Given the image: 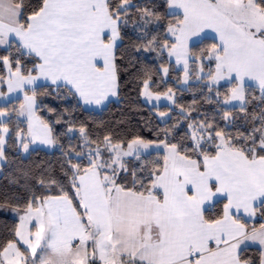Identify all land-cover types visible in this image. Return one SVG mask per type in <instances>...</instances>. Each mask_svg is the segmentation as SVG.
<instances>
[{
    "label": "snow or ice",
    "instance_id": "snow-or-ice-1",
    "mask_svg": "<svg viewBox=\"0 0 264 264\" xmlns=\"http://www.w3.org/2000/svg\"><path fill=\"white\" fill-rule=\"evenodd\" d=\"M168 3L183 17L169 24L172 40L166 35L160 52L167 50L177 65L183 63L185 82L190 61H200L209 91L222 80L229 83L225 104L240 101L243 110L249 81L264 98V0ZM26 7L24 0H0V48L9 50L0 57V88L24 95L17 115L26 118L27 131L16 133L24 152L30 144L56 142L53 128L36 114L38 88L67 89L85 105L118 94L115 52L132 5L130 0H41L25 15ZM143 16L154 13L145 8ZM206 30L215 33V42L197 55L193 48L209 38ZM156 43L153 37L145 51L155 50ZM205 59L210 62L206 73ZM149 87L145 80L142 94L151 100ZM165 95L173 99L171 89ZM9 98L0 92V99ZM8 115L0 108V117ZM229 116L223 113L225 120ZM257 119L259 126L236 136L207 120L189 123L190 146L162 141L163 167L142 176L133 170L131 187L117 182L120 172L128 171L124 157L139 159L152 142L136 138L125 149L105 136L104 148L89 150L86 165L72 163L69 154L67 183L38 181L41 187L55 186L58 194L33 192L24 208L16 209L23 214L13 238L0 245V264H256L242 256L249 241L259 245V264H264V223L247 230L248 219L257 212L264 216V111ZM79 131L85 133L83 127ZM8 132L0 120V160ZM75 159L84 157L76 153ZM219 196L227 200L222 216L206 218L205 205Z\"/></svg>",
    "mask_w": 264,
    "mask_h": 264
},
{
    "label": "trees",
    "instance_id": "trees-1",
    "mask_svg": "<svg viewBox=\"0 0 264 264\" xmlns=\"http://www.w3.org/2000/svg\"><path fill=\"white\" fill-rule=\"evenodd\" d=\"M115 2L118 0H114ZM24 3L27 15L40 5L41 0H24ZM130 3L132 7L128 9V23L121 26L120 42L115 52L119 83L115 100L103 109H86L78 96L69 94L67 89H37V112L53 128L55 149L49 151L35 148L23 154L16 137L19 129H23L25 133L27 131V122L17 115L22 98L0 104V108L9 110L5 120L9 128L4 148L5 159L0 162L1 204L23 209L33 192L38 195L58 194L59 189L55 186L41 187L38 181L44 179L46 185L50 179L67 183L65 172L70 170L69 154L73 157L72 163L81 162L86 165L89 150L97 146L104 147L105 136H110L113 143H122L124 146L136 138L152 143L170 141L190 146L189 123L207 120L217 129H223L233 136L247 135L252 131L254 123L259 126L258 119L253 121L254 116L259 117L264 111V98L258 87L250 85L246 89L242 110V107H228L224 104L225 97L230 93L229 84L213 86L209 91L207 77L196 80L192 74L194 81L186 87L181 85L182 70L176 68L166 50L160 52L164 37L168 36L169 24L182 19L180 14H170L168 0H130ZM145 8L154 13V16L144 17ZM153 37L157 41L152 45L155 50L145 51L147 42ZM171 40L169 37L170 42ZM213 42L214 39L208 38L197 44L193 51L199 55L201 49L210 47ZM10 51L13 57L17 56L14 48ZM8 54L9 50L0 48V57ZM27 60L28 58H24L22 62L31 67ZM208 66H205L206 71ZM211 67L214 69L212 64ZM164 68L168 69L167 73ZM0 72H3L2 67ZM145 80L149 81V89L153 93L166 94L171 89L175 94L174 104L158 107L146 104L142 97ZM225 111L230 113L228 120L223 118ZM161 112L171 115L164 120L159 116ZM81 127L85 129L84 136L79 131ZM85 137L89 143H85ZM210 151L214 154V149ZM76 153H81L84 159H75ZM104 156H107V152H104ZM163 156L164 153L160 151L140 155L139 159L128 158L125 161L128 171L120 172L117 182L131 187L133 170L137 171L138 176H142L146 171L162 168ZM224 203V200H219L208 207L205 217L220 218ZM261 223H264V216L257 212L256 218L248 222L247 228H258ZM18 224L17 217L0 214V245L13 238ZM242 256L259 264L260 250L246 248Z\"/></svg>",
    "mask_w": 264,
    "mask_h": 264
},
{
    "label": "rangeland",
    "instance_id": "rangeland-1",
    "mask_svg": "<svg viewBox=\"0 0 264 264\" xmlns=\"http://www.w3.org/2000/svg\"><path fill=\"white\" fill-rule=\"evenodd\" d=\"M169 11H170V13H172V12H174V11H175V12H178V13L183 17V13H182L181 10H178V9H171V8H170ZM206 31H207L208 34H209V38H212V39H213V37H215V33H214V32H212L211 30H206ZM168 36L171 38L170 34H168ZM171 39H172V38H171ZM166 53H167V56H168V52H167V50H166ZM168 58H169L172 62H174L176 68L182 70V82H181V85H182L183 87H186L190 82H193V81H194V80L192 79V77H191L192 74L195 75L196 80H201V79L198 78V76H203V78L206 77L203 73H200V72H199L200 61H196L195 63H192V62L190 61V64H189V79H188L187 82H185V80H184V68H183V63L177 65L174 56L171 57V58L168 56ZM209 63H210V62H209L207 59H205V60L203 61V64H204V73L207 72L206 69H205V66H206V65H209ZM211 64L213 65V67L215 66L214 62H211ZM206 79H207V78H206ZM206 82H207V84H208V81H206ZM227 84H229V83H227ZM219 85H221V84H219ZM213 86H218V85H213ZM143 91H144V89H143ZM149 91H150V89H149ZM151 92H152V91H151ZM152 94H153V98H152L151 100H149L146 96H144V95L142 94L143 100H144L145 103L148 104L149 106H157V107H158V106H161V105H170V106H172V105L174 104L175 94H174L173 92H171V95H172V97H173L172 100L167 99V96H166L165 94H158V93H153V92H152ZM157 95L160 96V99H159V100L155 99V97H156ZM224 104H225V103H224ZM225 105L228 106V103L225 104ZM166 114H167V115H165V116H163V117H161L160 115H159V116H160L161 119H164V120H165V119H168V118L170 117V115H171L170 113H166ZM82 135L84 136V133H83ZM157 145H159V148H157ZM124 147H125V149H126L127 146H124ZM103 148H104V147H102L101 149H103ZM160 151H164L163 144H162L161 142H159V143H152V145H151L150 148H148V149H146V150H145V149H142L140 155L148 154V153H151V152H160ZM23 152H24V151H23ZM105 152H107V151H105ZM24 153L27 154V152H24ZM107 156H108V153H107ZM107 156H106L105 158H107ZM131 157H135V156L124 157V160L126 161L128 158H131ZM16 209H17V208H15V207L7 206V205H4V204H1V203H0V214L7 215V216L18 217V218H19V216L22 215L23 212L20 211V212L18 213V212L16 211ZM19 223H20V221H19ZM33 223H34V222H33Z\"/></svg>",
    "mask_w": 264,
    "mask_h": 264
},
{
    "label": "crops",
    "instance_id": "crops-1",
    "mask_svg": "<svg viewBox=\"0 0 264 264\" xmlns=\"http://www.w3.org/2000/svg\"><path fill=\"white\" fill-rule=\"evenodd\" d=\"M169 10H170V8H169ZM119 42H120V39L117 41V45L119 44ZM117 47V46H116ZM228 82L227 81H220V83L219 84H227ZM248 84L249 85H253V86H256V84H255V82H252V81H249L248 82ZM257 87V86H256ZM0 92H3L4 94H5V96L6 97H10L9 99H0V104H6V103H8V102H10V101H12V100H15V99H18V98H22V103L24 102V95H23V93L22 92H14V93H11V94H8V92H7V86L5 85V86H3L2 88H0ZM29 95H31V93H29ZM229 95H230V93H229ZM79 98V97H78ZM117 98V95L116 96H109V98L107 99V100H105L102 104H100V105H96V104H91V105H85L84 103H83V101L82 100H80V98H79V100L81 101V103H82V105L86 108V109H103V108H105L111 101H113V100H115ZM245 104V103H244ZM244 104H243V106H244ZM228 107H241V102L240 101H229V103H228ZM36 114L39 116V114H38V112H37V108H36ZM20 118L22 119V120H25L26 121V118L25 117H23V116H20ZM7 119V117H0V120H3L4 122H5V120ZM8 134H9V132L7 133V134H5V141L7 140V137H8ZM30 139V138H29ZM5 145H6V142H5ZM5 145H4V148H5ZM20 148H21V150H22V152H23V149H22V146L20 145ZM35 148H41V149H45V150H49V151H51V150H53V149H55L56 148V144H53V145H44V144H41V143H39V142H37V143H35V144H30L29 145V150L27 151V153L31 150V149H35ZM164 154H165V151H162ZM23 154H25L24 152H23ZM3 160H0V162H2ZM219 200H224V202L226 203L227 202V200H226V198L225 197H223V196H219V197H217V198H215V202L214 203H216L217 201H219ZM213 203V204H214ZM224 203V204H225ZM212 204V205H213ZM208 207H210L209 205H205V209H207ZM18 218V217H17ZM256 218V217H255ZM255 218H253V219H248V222H251V221H253ZM19 219V218H18ZM245 219H247V218H245ZM257 229H259V227L257 228ZM247 230L250 232L252 229H248L247 228ZM247 244H248V247L247 248H250V247H253V248H258L259 249V245L258 244H254V243H252V242H246Z\"/></svg>",
    "mask_w": 264,
    "mask_h": 264
}]
</instances>
